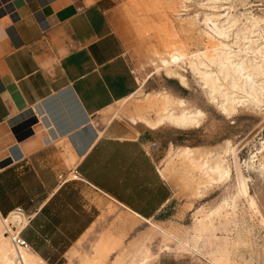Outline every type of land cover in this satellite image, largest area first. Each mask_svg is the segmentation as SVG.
I'll return each mask as SVG.
<instances>
[{
    "label": "crops",
    "instance_id": "obj_1",
    "mask_svg": "<svg viewBox=\"0 0 264 264\" xmlns=\"http://www.w3.org/2000/svg\"><path fill=\"white\" fill-rule=\"evenodd\" d=\"M140 82L106 0H0V215L22 209L21 236L48 264L67 263L106 199L168 214L152 130L103 116Z\"/></svg>",
    "mask_w": 264,
    "mask_h": 264
},
{
    "label": "rangeland",
    "instance_id": "obj_2",
    "mask_svg": "<svg viewBox=\"0 0 264 264\" xmlns=\"http://www.w3.org/2000/svg\"><path fill=\"white\" fill-rule=\"evenodd\" d=\"M106 1L141 82L134 95L104 112L105 121L114 116L147 129L137 116H153L148 103L161 92L184 99L203 116L197 128L163 124L151 129L150 152L172 189L168 214L143 220L106 199L67 253L66 264L92 258L99 259L96 264H264V102L246 101L226 116L220 98H209L188 63L202 60L217 68L201 56L214 53L216 45L206 34L213 35L205 18L221 31L215 40L226 45L222 50L234 62L249 69L264 63V0H178L174 8L165 0ZM169 53L177 57L175 69L185 76V86L165 72L174 69ZM253 79L264 80V74ZM225 82L229 85L230 78ZM182 147H191L194 160L177 152ZM203 160L207 165L218 161L227 174L218 179L205 172L198 165ZM241 176L253 202L239 192ZM58 253L50 261L62 264L55 261Z\"/></svg>",
    "mask_w": 264,
    "mask_h": 264
},
{
    "label": "bare ground",
    "instance_id": "obj_3",
    "mask_svg": "<svg viewBox=\"0 0 264 264\" xmlns=\"http://www.w3.org/2000/svg\"><path fill=\"white\" fill-rule=\"evenodd\" d=\"M165 1L168 3V5L173 6L174 8L178 0ZM182 2L183 1L180 0V3ZM204 21L206 26L208 24L206 23V21L211 22L207 27L213 33V35L208 32H206V34L210 39L216 41V45L212 48L214 53H204L203 55L201 54V56L205 58L209 63L214 64L216 62L217 68L215 69V71H213V69H211L208 64L203 62L202 60H197L196 63L188 60V63L193 73L198 77L203 88H205L206 93L209 95V98L214 100L215 96L219 97L220 100L218 101V105L228 117L234 113L235 107L238 104H244V102L246 101H251L253 103L264 102V80L253 79V76L255 74H257V76L258 74H264V63H253L249 69L246 65L244 66L242 62H234L230 58L231 55H229V52L222 50V48H224L226 45H224V43H222L221 41L215 40V33L221 34V31L217 29L215 23H213L209 18H205ZM218 47L221 48L219 51L216 50L218 49ZM260 50L258 51L259 53H261ZM169 56L171 61L175 62L173 65L174 69L165 68V72L168 75L177 77L180 83L185 86V76L175 69L178 67V64H176L177 57L172 53H169ZM167 60L168 59H162V63H167ZM252 71H254V73ZM226 78H230L229 85L227 84V82L223 83ZM237 90L241 92L242 95H237ZM173 96L168 94V92H161L158 94V98H155V96L154 98L152 97L153 99L148 103V108L153 113V116L148 117L145 115H138V121L144 123L149 129L152 130L157 129L163 124H171L172 126H175V128L177 127L179 129L197 128L200 125L203 112L197 108L192 109L185 103L184 99L175 98ZM177 152L181 156H183V158L186 157L190 160H194L192 157L193 152L191 147H182V149L178 150ZM215 159L213 161H215ZM198 165L204 168L205 172L214 173V175H217L218 179L227 174V170L222 168L223 166L220 165L218 161H216L214 165H207V162L203 160V162L199 163ZM240 179L239 192L240 194H243L247 197V184L244 181L243 177ZM248 197L252 202L254 201L251 196ZM252 202L251 205H253ZM106 244L107 242L105 243V246ZM96 261H99V259H86L84 264H96ZM0 264H46L45 261L32 250H30L29 247L20 248L19 251L14 248L10 237L8 235H5L4 216L2 217L1 215Z\"/></svg>",
    "mask_w": 264,
    "mask_h": 264
},
{
    "label": "built area",
    "instance_id": "obj_4",
    "mask_svg": "<svg viewBox=\"0 0 264 264\" xmlns=\"http://www.w3.org/2000/svg\"><path fill=\"white\" fill-rule=\"evenodd\" d=\"M22 214V209L20 207L15 208L9 216L4 218L5 222V232L11 239V242L15 249L19 251L20 248L29 247L26 240L21 236L20 226V215Z\"/></svg>",
    "mask_w": 264,
    "mask_h": 264
}]
</instances>
